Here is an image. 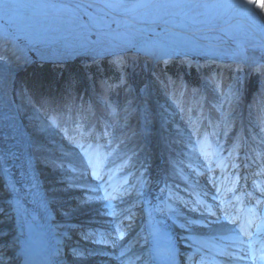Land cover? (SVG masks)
<instances>
[{"label": "bare ground", "instance_id": "6f19581e", "mask_svg": "<svg viewBox=\"0 0 264 264\" xmlns=\"http://www.w3.org/2000/svg\"><path fill=\"white\" fill-rule=\"evenodd\" d=\"M24 1L25 9L38 3H80L101 9L110 17L108 21L121 26H154L160 19L161 23L174 20L186 29L195 27L188 9L216 14L224 5L247 3L0 0V264H154L174 255L193 258L196 254L191 264H251L263 254L264 120L256 122L254 106L246 109L244 129L240 113H236L238 118L225 121L208 113L205 125L206 91L194 99L185 112L187 118L184 97L173 100L164 89L165 82L151 79L142 91L140 107L134 104L135 87L126 86L120 121L103 119V129L101 119H96L95 104L88 114L80 104L55 131L35 113L24 120L13 84L33 58L3 11ZM172 9L177 15L165 17ZM247 9L245 28L250 38L264 42V7H260V0H252ZM161 43L151 39L142 47L153 68L166 66L182 53ZM240 53L247 54L239 48L228 66L247 69L249 76L260 64L244 63ZM115 59L118 64L123 62L122 55ZM183 59L190 66H203L191 57ZM237 85L238 77L225 94L218 88L220 101L215 105L220 112L227 111L237 99ZM258 102L264 119V102L260 98ZM139 110L147 147L143 150L142 143L108 148L115 134L126 129ZM40 152L45 157L39 164ZM54 162L58 166L49 172ZM41 175L55 178L48 187L59 190L58 194H49ZM250 208L253 216L248 220L242 214ZM117 225L126 231L110 246L105 240L93 243L88 237L89 231L101 229L97 236L102 239L106 230Z\"/></svg>", "mask_w": 264, "mask_h": 264}, {"label": "rangeland", "instance_id": "374dc122", "mask_svg": "<svg viewBox=\"0 0 264 264\" xmlns=\"http://www.w3.org/2000/svg\"><path fill=\"white\" fill-rule=\"evenodd\" d=\"M229 5H224L216 14L188 9L191 26L195 27L186 29L178 27L174 20L161 23L160 19L154 26L142 23L121 26L108 21L110 17L101 9L80 3H38L29 4L25 9V1L16 2L15 6L3 11L13 24V32L19 34L33 58L14 79L13 95L18 111L24 120H29L35 113L55 131L65 125L70 113L80 104L86 114L91 104H95L98 108L96 119H101L103 129L105 120L120 121L127 85L135 87L134 104L140 107L144 87L151 79H160L165 82L164 89L173 100L184 97V114L188 113L194 99L207 92L209 103L203 111L205 125L208 113L220 121L238 118L236 113H240L241 129H244L249 106H254L256 122L262 124L264 119L257 107L259 98L264 102V42L250 38V32L245 28V13H249L247 3L241 1ZM168 13L167 18L176 16L178 11L172 9ZM213 23L216 25H206ZM151 39L173 45L182 53L172 57L166 66L160 64L153 68L151 58L142 52L144 42ZM241 47L247 52L240 53L244 63L258 61L260 64L249 76L247 69L228 66L235 51ZM118 55L123 57L121 64L115 59ZM186 56L202 62V68L187 64L183 59ZM237 77L238 97L227 111L220 112L215 104L220 101L221 92L225 94ZM185 115L189 117V114ZM144 130L139 110L131 118L130 125L115 134L108 148L124 149L145 143L144 150L148 145ZM224 146L225 143L219 144L218 148ZM44 157L42 152L38 154L39 164ZM57 166L54 162L48 168L49 172ZM41 177L44 178L43 187L48 188L50 195L59 193L53 186L48 187L54 177Z\"/></svg>", "mask_w": 264, "mask_h": 264}, {"label": "snow or ice", "instance_id": "6c2138e0", "mask_svg": "<svg viewBox=\"0 0 264 264\" xmlns=\"http://www.w3.org/2000/svg\"><path fill=\"white\" fill-rule=\"evenodd\" d=\"M247 3H252V0H247ZM260 7H264V0H260Z\"/></svg>", "mask_w": 264, "mask_h": 264}]
</instances>
